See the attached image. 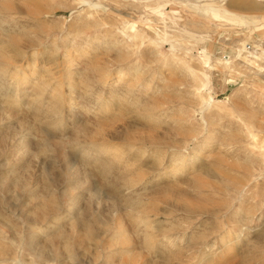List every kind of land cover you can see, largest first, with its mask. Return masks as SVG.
Listing matches in <instances>:
<instances>
[{
    "label": "rangeland",
    "instance_id": "1",
    "mask_svg": "<svg viewBox=\"0 0 264 264\" xmlns=\"http://www.w3.org/2000/svg\"><path fill=\"white\" fill-rule=\"evenodd\" d=\"M31 1L0 0V264H121L117 221L136 264H264L262 24L201 11L264 0Z\"/></svg>",
    "mask_w": 264,
    "mask_h": 264
},
{
    "label": "bare ground",
    "instance_id": "2",
    "mask_svg": "<svg viewBox=\"0 0 264 264\" xmlns=\"http://www.w3.org/2000/svg\"><path fill=\"white\" fill-rule=\"evenodd\" d=\"M33 1H35V0H32L31 2H33ZM98 3H96V5H97ZM99 5V4H98ZM12 7V6H11ZM17 7V6H16ZM203 11L205 12L204 14H205V16H210L211 17V19L212 18H214V19H219V20H222V21H230V22H234V23H243V24H245V25H249L250 26V24H252V25H258V24H260L261 23V21H262V19H264V16H261V17H253V18H248V19H244V18H241L240 16H237V15H235V14H232V13H229L226 9H224V8H220V7H215V6H205L204 7V9H203ZM135 21L134 20H131V22H128V27H130V29H133V26H134V23ZM261 32H264V24H262L259 28H258ZM250 32V31H249ZM78 35V34H77ZM263 36V35H262ZM30 38V39H29ZM23 39H24V37H23ZM27 39H29V40H27ZM25 40H27L28 42H25L26 43V45L25 44H23L24 42H22V44L24 45L23 46V48L25 49L26 47L25 46H28V47H31L32 48V50H33V47L31 46L32 44H33V41L35 40L33 37H28V38H26L25 37ZM86 46V45H85ZM242 46H243V43H242ZM17 48H19V47H17ZM21 48V47H20ZM22 49V48H21ZM21 49H20V52L19 53H21ZM16 51H18L17 49H15ZM10 51V50H9ZM206 51H209L208 50V48H205V50H204V52H206ZM34 52V51H33ZM36 52V51H35ZM87 51H86V47H82V48H80V50H78V52H77V50H76V52H72V56H71V59H73V58H75V56L77 57V55H84L85 53H86ZM76 53H77V55H76ZM248 53H251V52H248ZM13 54V53H12ZM34 54V53H33ZM39 54V53H38ZM124 55H125V57H127L128 55H130V53L128 52V51H126V52H124ZM12 56V55H11ZM253 57L254 58H256V56L253 54ZM12 59H14L15 58V55L13 56V57H11ZM203 62H204V64L205 65H207L208 67H210L211 69H215V66L213 65V64H210V61L208 62V61H206V60H208V57L207 56H205V57H203ZM5 61V60H4ZM242 61L243 62H246V64L247 65H250L251 67L252 66H254V67H256V68H258L259 66H258V64L256 63V61L254 60V59H251V56H250V54H247V55H245V56H242ZM24 62H25V60H24ZM18 63V62H17ZM31 62H29V64H30ZM224 64L225 65H230V62L227 60V61H225L224 60ZM12 65V64H11ZM171 65H175L176 66V63H173V64H171ZM4 67H6V66H4ZM9 68V67H8ZM105 70V69H104ZM5 71H10V69H5ZM18 71V70H17ZM19 72V71H18ZM18 72H14V73H12V74H9V78L10 79H12V81H16L17 82V84H18V88H17V90H12L13 92H18V89H22L24 86V83H23V79L26 77V72H21L20 74L18 73ZM260 72V71H259ZM105 73V72H104ZM106 73H107V70H106ZM116 73H120L119 71H117ZM123 73V72H122ZM125 73V72H124ZM121 74V73H120ZM258 74V73H257ZM18 75V76H17ZM122 75V74H121ZM203 75H205L206 76V78H207V75L206 74H203ZM106 76H107V74H106ZM204 76V77H205ZM240 76H242V74H240ZM205 78V79H206ZM256 79V78H255ZM258 80H260V79H258ZM253 82V86L254 87H257V88H259L260 89V91L261 92H264V81H262V80H260L259 82H257V83H255L254 82V80H252ZM69 82V81H68ZM206 83V82H205ZM71 84H72V82H71ZM68 85V84H67ZM66 86V85H65ZM10 87V86H9ZM60 88H62V89H60V91H58V93H59V95H61V96H64V92L66 91V90H68L69 88H71V85H68L66 88L65 87H63V86H61ZM8 91H11V89H8ZM65 93H67V92H65ZM21 94V93H20ZM66 95V94H65ZM17 96V95H16ZM21 96H22V94H21ZM209 98V97H208ZM16 100H21V98H20V96H17V99ZM64 102V101H63ZM206 103L208 104L209 102L208 101H206ZM21 104V103H20ZM64 106V105H63ZM151 116V115H150ZM253 131H249V134H248V136H250V137H252V138H254L255 137V134H253L252 133ZM257 136V135H256ZM250 144V146H254L255 144L254 143H252V142H250L249 143ZM110 145L111 144H106V143H103V144H101L99 147L100 148H96V149H94L92 152H94V153H99V151L100 150H108V149H110ZM232 145V144H231ZM230 144H229V146H231ZM259 149L262 151V150H264V147L263 146H259ZM249 153H250V150H247ZM194 152H195V157L192 159L191 158V160H188V156L187 157H183V156H178L179 157V159H178V162L180 161H182L183 162V165L182 166H177V164H176V168H172V172H177V171H179L180 169H183L182 171H185V170H188V169H191L193 166H194V164H196V162L198 161V160H200L202 157H203V151L202 150H200V148H198V146H194ZM118 152L117 151H114V153L113 154H117ZM173 154V153H172ZM171 154V155H172ZM192 156V155H191ZM177 162V161H176ZM261 164H262V169L261 170H264V161H262L261 160ZM252 166V165H251ZM166 172L165 171H161V172H158L155 176V178H152L151 180H148L151 184L153 183H155V182H157L158 180H160L161 178H163V177H165L166 176ZM264 183V182H263ZM264 186V185H263ZM7 188V187H6ZM12 188H13V186H12ZM16 188H17V186H16ZM21 188V187H20ZM30 188H32V187H30ZM34 188V187H33ZM10 189V188H9ZM0 190H1V188H0ZM4 190V189H3ZM25 190V189H24ZM7 191V190H6ZM21 191V190H20ZM29 191V190H28ZM13 192V191H12ZM14 192H16V191H14ZM31 192V191H30ZM34 192V191H33ZM53 192V191H52ZM26 193V192H25ZM49 193V192H48ZM3 194V193H2ZM10 195L11 194H9V197H10ZM16 195V194H15ZM21 195V194H20ZM47 195V194H46ZM7 196H8V194H7ZM12 197H14V195L13 196H11V198ZM6 198V197H5ZM5 198H4V200H5ZM15 198H16V196H15ZM13 199V198H12ZM9 200L10 199H8V202H9ZM16 200H20V199H16ZM7 200H5V202H6ZM8 202H6L5 203V205L6 206H9V205H11V204H9ZM11 202V201H10ZM14 203H16V202H14ZM13 203V204H14ZM71 202H70V204L67 206L68 207V210H71ZM16 205V204H15ZM53 211H54V209H52ZM56 211H57V208H56ZM4 220V219H3ZM2 220V221H3ZM6 222V221H5ZM4 223V222H3ZM72 223V222H71ZM70 223V224H71ZM6 224V223H5ZM9 224V223H8ZM8 224H7V226H8ZM74 223H72L71 225H73ZM10 226V225H9ZM74 227V226H73ZM76 228V227H75ZM127 231H128V229L127 228H125V230L123 229H121V226H120V223L117 221V223H116V226H115V229H114V233H113V237H112V239H113V241H116L118 244H120L121 245V248H120V250H121V252L123 251L126 255H128L127 256V258L125 259V256H124V262H123V256H122V254H120V261L119 262H121V264H136V260L135 259H133V257L134 256H132L131 254H132V242L130 241V239H131V237H129V235L127 236V235H125V236H123V234L125 233H127ZM128 233H129V231H128ZM58 234V233H57ZM131 235V234H130ZM56 236V235H55ZM122 237V238H121ZM121 238V240H118V239H120ZM1 239V238H0ZM91 240L93 239V238H90ZM5 240V239H4ZM133 241V240H132ZM222 241H223V243L221 244V246H222V251L220 250L219 251V253L220 254H223V253H225L226 252V250L227 249H225V251H224V249L223 248H228V250H229V248H231V247H233V245L231 246V244H232V240H231V235H229V234H225V236L222 238ZM109 242V241H108ZM229 242H230V244H229ZM115 243V242H114ZM116 243V244H117ZM108 245H109V243H108ZM107 245V246H108ZM115 252V251H114ZM120 252V253H121ZM200 252V250H198L197 252H196V254H193V256H192V258H190V261L191 262H189V263H192V262H194V261H197V262H200V261H204L205 260V257L203 256V252H201V253H199ZM125 254H123V255H125ZM224 255V254H223ZM107 256V259H106V263L107 264H113V260H112V255H111V253L110 254H108V255H106ZM116 256V255H115ZM117 256H119V255H117ZM144 256V255H143ZM101 257V256H100ZM220 257V256H219ZM135 258H136V256H135ZM63 261V260H62ZM115 261V260H114ZM116 261H118V258L116 259ZM105 263V264H106ZM116 263V262H115ZM17 264H34L32 261H29V262H19V261H17Z\"/></svg>",
    "mask_w": 264,
    "mask_h": 264
},
{
    "label": "crops",
    "instance_id": "3",
    "mask_svg": "<svg viewBox=\"0 0 264 264\" xmlns=\"http://www.w3.org/2000/svg\"><path fill=\"white\" fill-rule=\"evenodd\" d=\"M219 4H221V3H219ZM221 5H223V4H221ZM204 7L205 6H203V8H202V10L201 11H203V9H204ZM225 8H226V10L227 11H229V12H231L232 14H237V16H240L241 18H244V19H248V18H250V17H248V16H246V15H243L242 13H239V12H235V11H231V10H229L226 6H225ZM196 12V11H195ZM204 12V11H203ZM205 13V12H204ZM202 15V14H201ZM261 16H264V14H261L259 17H261ZM200 20H201V18H200ZM228 25H229V23H227ZM231 25H233L232 23H230ZM260 24H264V19H262V21H261V23ZM249 26V25H248ZM263 34V36H262V38H264V32H262Z\"/></svg>",
    "mask_w": 264,
    "mask_h": 264
}]
</instances>
